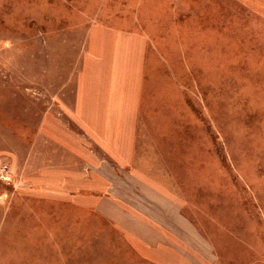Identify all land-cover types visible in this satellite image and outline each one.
I'll use <instances>...</instances> for the list:
<instances>
[{"label":"rangeland","instance_id":"obj_1","mask_svg":"<svg viewBox=\"0 0 264 264\" xmlns=\"http://www.w3.org/2000/svg\"><path fill=\"white\" fill-rule=\"evenodd\" d=\"M93 26L143 37L139 162L64 195L73 178H29L43 147L13 120L56 110ZM0 97V264H134L113 203L192 264H264V0H0ZM46 146L45 165L75 167Z\"/></svg>","mask_w":264,"mask_h":264},{"label":"crops","instance_id":"obj_2","mask_svg":"<svg viewBox=\"0 0 264 264\" xmlns=\"http://www.w3.org/2000/svg\"><path fill=\"white\" fill-rule=\"evenodd\" d=\"M86 43L79 74L64 83L57 94L56 110L47 107L40 115L15 109L13 120L24 124L28 146L35 132L43 147L40 172L33 171L29 178L40 179L47 188L51 179L73 178L71 187H61L57 192L64 195L74 196L82 188L92 187L86 180L96 175L106 177V165H110L113 174L114 168L127 174L139 162L136 136L146 49L143 37L135 32L93 26ZM46 144L61 150V161L74 163L75 167L48 165L54 161L45 165L44 161L52 158ZM98 163L102 165L97 168ZM113 205L112 209L103 207L107 209L105 215L129 242L136 243L132 244L134 250L130 253L136 259L134 264H192L175 234L162 233V227H166L163 223L135 213L128 205ZM89 206L102 210L95 201L89 202Z\"/></svg>","mask_w":264,"mask_h":264}]
</instances>
